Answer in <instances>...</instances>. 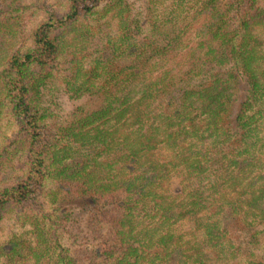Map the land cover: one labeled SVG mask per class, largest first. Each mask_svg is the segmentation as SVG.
<instances>
[{
  "label": "trees",
  "instance_id": "1",
  "mask_svg": "<svg viewBox=\"0 0 264 264\" xmlns=\"http://www.w3.org/2000/svg\"><path fill=\"white\" fill-rule=\"evenodd\" d=\"M257 24L264 0H0V219L38 231L54 197L0 264H264Z\"/></svg>",
  "mask_w": 264,
  "mask_h": 264
},
{
  "label": "rangeland",
  "instance_id": "2",
  "mask_svg": "<svg viewBox=\"0 0 264 264\" xmlns=\"http://www.w3.org/2000/svg\"><path fill=\"white\" fill-rule=\"evenodd\" d=\"M36 1V0H33ZM47 2H51L53 4L58 3L59 0H46ZM41 16H39L40 18ZM31 19V18H30ZM37 19L33 20V21H29L28 20V25H31L33 22H35ZM20 28L23 29L20 25ZM256 45L257 46H264V24H257L256 26ZM25 34V31L22 30L21 32H19V36L22 37ZM5 105L0 103V147L1 144L3 143L4 139H6L8 136L11 135L12 132V121L11 118H9V116L7 115V111L5 110ZM8 109V108H7ZM18 170V169H17ZM11 172L12 170H0V186L3 185L4 183L7 182H11V181H5L7 180L10 176H11ZM249 196H246L247 199ZM52 199H54V197L51 196H44L43 198H41L42 202V208L43 211L40 210H36V208L33 206L34 212H37L36 215L38 214V224L40 223V228L42 227V224L45 227H50V223H51V218H50V214L52 212ZM71 201H73L72 203L67 204L68 206H77L79 209H83L85 208L87 201H89L87 194H81L79 196L73 197V199H71ZM66 202H69L66 201ZM29 210H31V208L28 207H24L21 210H16V208L12 207L9 210H7L5 213H3L1 215V219H0V241L5 239L6 237L9 236V234L11 232H19L22 231L23 235H28V237H31L33 235V233H38V231H35V224L33 222V218H31V216H29ZM46 213V215H44ZM46 232H44L45 235H47V230H44ZM263 237H264V231H263ZM60 242L64 244H66V239H60Z\"/></svg>",
  "mask_w": 264,
  "mask_h": 264
}]
</instances>
